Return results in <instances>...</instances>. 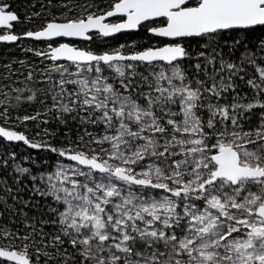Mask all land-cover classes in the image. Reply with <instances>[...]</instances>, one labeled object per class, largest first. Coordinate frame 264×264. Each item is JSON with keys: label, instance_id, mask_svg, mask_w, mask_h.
<instances>
[{"label": "snow or ice", "instance_id": "obj_1", "mask_svg": "<svg viewBox=\"0 0 264 264\" xmlns=\"http://www.w3.org/2000/svg\"><path fill=\"white\" fill-rule=\"evenodd\" d=\"M0 44V264H264V0H0Z\"/></svg>", "mask_w": 264, "mask_h": 264}, {"label": "rangeland", "instance_id": "obj_2", "mask_svg": "<svg viewBox=\"0 0 264 264\" xmlns=\"http://www.w3.org/2000/svg\"><path fill=\"white\" fill-rule=\"evenodd\" d=\"M17 3L20 2V0H16ZM127 37L122 36V38H120V42H123L124 40H126ZM115 43V41H113ZM20 54L22 55V53L19 52L18 48H14L12 46H6L3 44H0V57H8V56H14ZM15 67H18V65H15ZM50 127H54V125H50ZM17 152H19L21 155H27L28 150L26 149V147H19L16 149Z\"/></svg>", "mask_w": 264, "mask_h": 264}, {"label": "trees", "instance_id": "obj_3", "mask_svg": "<svg viewBox=\"0 0 264 264\" xmlns=\"http://www.w3.org/2000/svg\"><path fill=\"white\" fill-rule=\"evenodd\" d=\"M125 37H126V36H125ZM120 38H122V36H121Z\"/></svg>", "mask_w": 264, "mask_h": 264}]
</instances>
